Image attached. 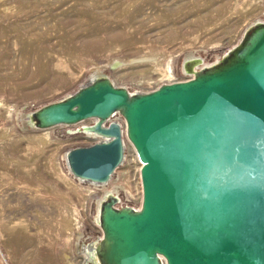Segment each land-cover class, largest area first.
I'll use <instances>...</instances> for the list:
<instances>
[{
  "label": "rangeland",
  "instance_id": "obj_1",
  "mask_svg": "<svg viewBox=\"0 0 264 264\" xmlns=\"http://www.w3.org/2000/svg\"><path fill=\"white\" fill-rule=\"evenodd\" d=\"M257 20L264 0H0V264H91L101 237L103 192L66 165L77 125L37 129L36 109L94 68L140 93L189 80L187 57L222 58Z\"/></svg>",
  "mask_w": 264,
  "mask_h": 264
},
{
  "label": "water",
  "instance_id": "obj_2",
  "mask_svg": "<svg viewBox=\"0 0 264 264\" xmlns=\"http://www.w3.org/2000/svg\"><path fill=\"white\" fill-rule=\"evenodd\" d=\"M142 162L139 210L105 208L109 264H264V24L232 59L135 96L107 80L34 111L36 128L113 112ZM98 127V128H97ZM68 152L75 177L105 181L123 158V133ZM104 133V131H101Z\"/></svg>",
  "mask_w": 264,
  "mask_h": 264
},
{
  "label": "built area",
  "instance_id": "obj_3",
  "mask_svg": "<svg viewBox=\"0 0 264 264\" xmlns=\"http://www.w3.org/2000/svg\"><path fill=\"white\" fill-rule=\"evenodd\" d=\"M111 82L114 86H116L113 81ZM97 119L100 121L99 118L92 117L77 123L79 125H77L74 134H78L81 141L69 146L66 152L76 147L89 146L108 139L96 136L94 133H87V131L91 130L97 124ZM111 123L118 124L123 133L124 150L123 158L119 166L116 167L113 173L105 181L92 180V182H90L88 179L72 176L79 183L93 187L96 194L100 191L103 192L105 190H110L115 199L114 205H116L119 209L131 208L139 210L143 200V190L140 176L142 162L139 160L133 145L126 138H124L126 124L120 111L113 112L105 121L102 122L103 125H109ZM135 165H138V168L134 174L132 169Z\"/></svg>",
  "mask_w": 264,
  "mask_h": 264
},
{
  "label": "bare ground",
  "instance_id": "obj_4",
  "mask_svg": "<svg viewBox=\"0 0 264 264\" xmlns=\"http://www.w3.org/2000/svg\"><path fill=\"white\" fill-rule=\"evenodd\" d=\"M263 24H264V21L257 20L255 23L250 25L246 29L244 36L242 38V41L239 44H237L235 47L230 49L222 58H218L213 62L207 63V62L201 60L199 57H195V56L187 57L184 60L183 71L186 73H190L191 74L190 76L193 77V75H197L201 72L208 71V70H211V69H214L218 66L223 65L225 62L232 59L233 54L245 43V41H247L248 37L257 29L258 26L263 25ZM172 74H173V72H172ZM89 79H90V81L107 80L110 83H112L111 82L112 79L108 75H106L104 72H102L101 69H97V68L92 69L91 74L89 75ZM125 89L127 90L129 95H131V96L141 94L140 92H137V91H130L127 88H125ZM75 92H77V90ZM71 94H73V93H71ZM71 94H68L67 96H70ZM33 115H34V112H33V114H31V116H29L30 122H32L34 120L32 118ZM31 119H33V120H31ZM98 123H99V121L97 119V124ZM66 125H68V124H66ZM69 125L74 126V125H79V124L76 123V124H69ZM37 129H39V128H37ZM95 129H96V126H95ZM99 129H100V131H98V130L96 131V130H94V128H92L91 130L87 131V133H89V134L94 133V134H96V136H101L103 138L109 137L107 135L108 133H110V127H108V125L102 124L99 127ZM45 130H47V129H45ZM101 131H104V133H101ZM106 132H108V133H106ZM68 152L65 153V160L66 161L68 158L67 157ZM88 180L90 182H92L91 179H88ZM97 198L98 199H97L95 219H96L98 227L101 231V237L93 240L91 243L86 245L84 247V249L82 250V252L86 255L85 256L83 254L86 257V259L88 260V262H90L91 264H109V262L106 261L107 258L104 256V253H103L105 243H104V231L102 228V212L105 208H108V207L113 208L115 210H119V208L116 205H114L115 199H114L113 194L111 193L110 190L103 191V193L101 195H97ZM129 209H131V208H129ZM131 210H134V209H131ZM134 211H136V210H134ZM162 264H164V262H162Z\"/></svg>",
  "mask_w": 264,
  "mask_h": 264
}]
</instances>
